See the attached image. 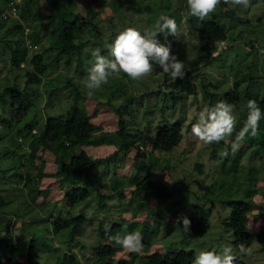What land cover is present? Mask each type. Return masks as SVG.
Listing matches in <instances>:
<instances>
[{
  "label": "rangeland",
  "instance_id": "1",
  "mask_svg": "<svg viewBox=\"0 0 264 264\" xmlns=\"http://www.w3.org/2000/svg\"><path fill=\"white\" fill-rule=\"evenodd\" d=\"M46 1L42 0L41 3ZM20 2L21 0L18 1ZM1 8H4L3 16L7 15L12 19L18 17V9L9 14L8 8L0 1ZM224 9L229 12H225ZM73 11L90 20L92 25L96 26L100 38L109 43L112 42L115 33L125 27L135 26L140 29L151 27L161 14L174 18L179 26L178 37L171 35L165 37L160 34L158 39L161 43L170 44L172 53L184 62L185 70H191L197 94L194 95L195 98L181 92H177L178 97L168 95L170 89L165 88L164 82L175 80L162 72L159 66L154 65V71L141 81H133L123 73L111 77L109 83L93 95L100 100L96 104L94 99L87 95L81 83L93 62L90 50L99 42L93 28H87L79 41L80 54L73 55L70 67L64 66L63 63L57 70L50 71L40 81L31 84L33 90L31 94L34 95L38 106L31 109L25 122L36 121L33 129L37 131L47 117H64L75 105L81 108L89 105L95 112L93 122L100 124L104 133L111 132L114 122L122 114L126 119L129 147L124 149V155L114 154L118 146L112 142L87 149L92 159L104 160L103 158L111 156V160L96 161L86 175L76 177L75 187L80 185L88 188L92 191V196L69 214L63 209L60 200L63 186L67 188L70 184L64 182L60 186L54 178L56 174H39L38 169L42 164L47 173L56 172L52 157L46 154L43 161L39 152L38 158L31 163L26 144L28 140L16 137L14 131L7 140L4 138L0 141V198L6 203L0 207V226L10 221L13 239L23 251L25 239H29L32 234L37 241L51 244L53 230L50 222L54 218L52 214H56L58 208H61L62 219L76 215L84 216L89 222L78 230L76 237L84 244L81 249L85 253L84 259L87 260L88 257H92V248L103 241L101 230L107 232L111 224H120L121 221L133 223L136 224L135 231L142 232L146 220L147 224H152L151 221L156 220L159 222L158 227L152 226V230L148 228L146 232L151 247H143L139 253H128L115 244L118 251L113 264L119 259L139 264V258L148 252L184 250L193 251L196 256L201 250L219 251L223 245L232 244L234 234L223 226V222L229 220L231 207L235 203H243L257 207L248 214L249 227L255 235L251 246L254 252L251 257L237 253L236 260H244L246 264H264V236L259 238L257 236L264 225V149L261 147L264 144L262 135L264 119L259 122L257 136L247 137L234 154L230 149V141L234 139L235 133L224 141L209 145H204L191 134L193 114L225 100L227 93L235 91V85L241 97L246 90L250 91L253 99L259 100L264 97V0H250L247 9L225 4L223 14L220 5L218 6L214 13L219 16L228 34V38L223 42L197 38L195 28L208 20L211 14L203 21L190 16L186 0H76ZM9 24L8 22L1 32H4ZM2 51L0 58L7 62V51ZM0 67L3 69L2 76L7 75L9 80L17 76L18 84L21 87L24 85L22 69L17 70L10 64L4 65L1 62ZM67 79L77 85L81 92L77 101L74 100L70 89L64 87ZM8 109L11 111L10 107ZM247 112L248 109L245 107H234L237 131L242 127ZM25 122H21L18 127H22ZM175 122L182 126V139L172 152L159 154L154 152L150 155L147 148L137 146L146 134H155L159 128ZM17 143L23 144L22 149L17 148ZM12 150L15 152H9ZM225 151L228 152L227 156L224 155ZM73 152L77 153L78 149H74ZM135 155L137 161L134 159ZM198 166L202 169L201 173L197 169ZM149 167L153 176L160 177L164 182L179 180L171 188L173 195L166 204L167 210L171 211L164 212L165 215L163 214L161 219L154 213L157 211L155 209L163 207L162 204L150 201L147 205L145 201H139L136 195L130 192L131 189H126L123 192L124 198L120 199L113 189L116 177L130 178ZM16 171L23 176V180L20 175H16ZM89 175L91 180L88 179ZM34 176L39 177L37 187L43 193H48L47 201L51 206L42 213L26 210L27 196L35 182L31 180ZM102 180L106 197L99 201L92 183H99ZM192 181L194 183H191ZM187 190L190 192H186ZM139 202L142 206L137 207ZM196 203L204 206L210 224L200 235H195L190 230L185 233L177 229L182 228V223L178 224V218H188L190 208ZM41 216L49 222L31 224L30 218ZM47 250L48 247L41 246V262ZM15 264H25V259L19 258Z\"/></svg>",
  "mask_w": 264,
  "mask_h": 264
},
{
  "label": "trees",
  "instance_id": "2",
  "mask_svg": "<svg viewBox=\"0 0 264 264\" xmlns=\"http://www.w3.org/2000/svg\"><path fill=\"white\" fill-rule=\"evenodd\" d=\"M0 1L8 8V11L13 5L18 9V17L16 19H12L7 15L3 16L4 8L0 9V52L6 50L8 54L6 59L8 61L4 62L0 58V62L4 65L8 63L17 70L22 69L25 78L24 85L21 87L16 80L17 76L9 80L7 75L5 77L2 76L3 69L0 67V141L4 138L7 140V137L15 131L16 137L28 140L26 144L28 145L29 161L31 163L38 158L39 152H41L43 161L46 154L52 157L56 172L47 173L48 171H44L43 162L40 161L42 167L38 169L40 171L39 174H56L54 178L60 186L64 182L70 184V187L67 188L62 185L63 194L60 200L63 204V209L70 214L76 206L92 196V191L88 188L80 185L75 187L76 177L86 175L96 161L111 160V156L103 158L104 160L92 159L87 149L89 147H100L104 143L112 142L118 146L114 154L123 153L124 155V149L129 147L127 143L128 129L125 122L126 119L120 114L111 128V132L104 133L101 125L93 122L95 112L91 108L92 106L87 104L88 106L81 108L75 105L64 117H47L43 126L37 129L35 133H32L35 124H37L36 121L25 122L31 109L37 105L34 95L31 94L33 91L31 84L40 81L50 71L57 70L63 63L64 66L70 67L73 55L80 54L79 41L87 28H93L99 39V42L94 44V46L95 48H100L104 55H108L104 47L109 41L104 40L102 37L100 38L96 26L92 25L90 20H86V18L73 11L76 0H47L43 4L41 3L42 0H21L20 3L17 0ZM224 5V2L220 4L221 14H223ZM224 11L229 12L227 9H224ZM230 14H232V11H230ZM8 22L10 23L9 26L4 32H1V29ZM195 31L197 38L200 40L223 42L228 38L226 27L220 22L219 16L215 13H212L208 20L201 22L199 27L195 28ZM117 34L118 32L115 33L114 38ZM28 44L36 46V49H29L27 47ZM0 56L2 57L1 54ZM192 75L191 70H185V75L182 79L178 78L169 83L165 80V88L170 89L169 94L165 93L171 96L177 95L178 97L177 92H181L187 96L194 97L197 94V87ZM64 87L70 89L74 100L77 101L81 93L78 86L73 84L70 79H67ZM237 89L238 87L235 85V91L227 93L224 99L233 104L234 107H245L247 109V101L253 99L250 96V91L246 90L244 96L241 97V93ZM160 93H162V90ZM91 97L96 104L99 103L98 97ZM174 100H176V97H174ZM254 100L264 112V97ZM9 107L11 111H9ZM116 109L120 110L119 108ZM21 122L25 123L22 124V127H18ZM2 128L7 129V131ZM105 134L113 135L107 136ZM262 135L264 138V130ZM144 137L141 143H137V146L142 145L147 148L150 155L154 152L158 154L169 153L181 142L182 126L175 122L159 128L155 134H146ZM17 145V148L22 149L21 145L23 144L17 143ZM261 147L264 149V144ZM76 148L78 152L74 153L73 150ZM9 152L13 153L15 151ZM134 159L137 161L136 155ZM197 169L200 173L202 172L200 166ZM18 173L16 171V175H20ZM20 177L22 180L24 179L22 175ZM90 177L91 175L88 176L89 180H91ZM31 180H35V182L27 196L26 210L42 213L50 206V202L47 201L48 193H43L37 187L38 176H34ZM178 181V179H175L171 182H164L160 177L153 176L149 167L130 178L123 177L120 179L116 177L113 189L116 190V194L120 199L124 198L123 192L126 189H131L130 192L135 194L139 201H145L147 205H149L150 201L162 204L163 207H157L158 209H155L157 211L154 213L156 217L161 219L165 213L171 211L170 209L167 210L166 204L173 195L171 188ZM194 181L191 183H194ZM92 184H94L98 199L101 201L106 197V193L104 194L103 191L105 188L103 180ZM186 192L190 191L187 190ZM5 204L3 199L0 198V207ZM140 206L142 204L139 202L137 207ZM256 209L257 207L255 206L250 207V205L243 203H235L231 207L230 218L227 222H223V226L233 232L234 241L232 244L234 246L243 242L246 246L251 247L254 243L255 235L249 227L250 219L248 214ZM60 210L61 208H58L56 214H52L54 218L50 222L53 230L51 244L37 241L32 234L29 239H25V249L23 251L13 239L10 221L5 220L7 222L0 226V264H15L19 258L25 259V264H113L118 249L115 248L114 242L109 237L118 232L135 231L136 224L133 223L129 224L121 221L122 223L120 224H111L107 232L101 230L100 234L104 237L103 241L92 248V257H88L85 260V253L81 249L84 244L77 239L76 234L89 221L81 215L62 219ZM17 213H19V210H17ZM189 215L190 231L195 235H200L209 228V220L202 204L196 203L192 206ZM30 219L31 224L37 225L42 222H49L45 221L42 216ZM147 221H145V225L142 228V234L143 247L149 248L151 247V242L146 233L147 229L152 230V226L158 227L159 222L155 220L151 221L152 224H147ZM257 236L258 238L264 236V225ZM42 245L48 247V250L45 252L46 255H43L44 260L41 262ZM148 253H144L139 258V264H192L195 258L193 251L184 250H172L165 253L158 250ZM116 264H132V262L126 259H119ZM235 264H246V262L244 260H235Z\"/></svg>",
  "mask_w": 264,
  "mask_h": 264
},
{
  "label": "clouds",
  "instance_id": "3",
  "mask_svg": "<svg viewBox=\"0 0 264 264\" xmlns=\"http://www.w3.org/2000/svg\"><path fill=\"white\" fill-rule=\"evenodd\" d=\"M223 2L244 9L250 6V0H223ZM220 3L221 0H186L188 14L201 21L214 13ZM9 13H13L12 6ZM160 34L177 38L179 26L176 20L169 15L161 14L151 27L140 29L129 26L118 30L112 42L105 44L108 55L102 54L100 48L91 49L93 62L87 76L81 81L87 95L90 97L95 95L102 86L109 83L111 77L119 76L121 73L133 81H141L154 71V65L159 66L162 72L169 74L173 80L182 79L185 75V64L172 53L170 44L161 43L158 39ZM27 47L36 49L34 45L28 44ZM246 107L247 116L238 131L233 104L221 100L211 107L198 110L193 114L191 134L204 145H209L224 141L235 133L234 139L230 141V149L234 154L247 137L257 136L259 122L264 118V112L256 100L249 99ZM224 155L227 156L228 152L225 151ZM180 223L182 228L177 229L187 233L190 230V220L187 217L178 218V224ZM109 239L128 253H139L143 249V234L138 230L118 232ZM253 252V248L243 242L235 246L225 244L219 251H199L192 264H235L237 253L251 257Z\"/></svg>",
  "mask_w": 264,
  "mask_h": 264
},
{
  "label": "built area",
  "instance_id": "4",
  "mask_svg": "<svg viewBox=\"0 0 264 264\" xmlns=\"http://www.w3.org/2000/svg\"><path fill=\"white\" fill-rule=\"evenodd\" d=\"M18 1V0H17ZM12 11L15 12L16 11V7L15 6H12ZM36 131L33 130V133H35Z\"/></svg>",
  "mask_w": 264,
  "mask_h": 264
}]
</instances>
